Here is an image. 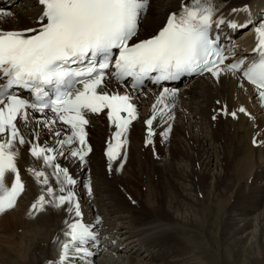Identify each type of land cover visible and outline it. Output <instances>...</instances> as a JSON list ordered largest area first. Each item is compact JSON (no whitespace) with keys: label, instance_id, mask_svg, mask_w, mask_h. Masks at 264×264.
Here are the masks:
<instances>
[{"label":"bare ground","instance_id":"obj_1","mask_svg":"<svg viewBox=\"0 0 264 264\" xmlns=\"http://www.w3.org/2000/svg\"><path fill=\"white\" fill-rule=\"evenodd\" d=\"M225 1L224 16L230 12L238 23L249 14L232 10L244 5L254 21L264 15V0ZM179 3L150 0L140 35H150ZM40 7L37 0L0 1V28L35 27ZM233 36L242 43L238 53L252 56L253 26ZM244 84L239 87L228 73L218 80L209 74L191 80L174 100L171 133L148 146L143 121L158 93L145 92L134 101L140 118L127 134V159L111 169L104 153L110 134L106 116L89 114L87 163L57 160L77 179L81 209L101 231V245L91 249L95 256L88 264H264V143L253 144L257 132L264 141V105ZM225 106L236 118L219 111ZM241 106L250 116L238 111ZM27 147L19 146L16 162L25 190L15 207L0 213V264L56 262L64 240L63 208L31 210L41 187L25 170L41 164ZM12 179L6 174L5 183L10 186ZM50 183L55 187L51 177Z\"/></svg>","mask_w":264,"mask_h":264},{"label":"snow or ice","instance_id":"obj_2","mask_svg":"<svg viewBox=\"0 0 264 264\" xmlns=\"http://www.w3.org/2000/svg\"><path fill=\"white\" fill-rule=\"evenodd\" d=\"M37 3L41 9L35 27L0 28V213L15 207L25 190L16 160L19 146L27 145L28 153L41 164L39 170H25L41 187L31 210L43 211L45 205H52L65 213L60 256L49 264H88L98 236L81 211L77 179L57 160L75 158L87 163L85 157L92 152L89 114L104 113L109 121L105 155L111 169L114 162L127 159V134L140 118L134 101L146 94L148 84L159 91L143 121L146 146L154 144V137L166 140L171 133L174 103L170 101L178 89L170 87V82L205 74L218 80L228 73L239 87L245 81L253 86L264 105V15L254 21L247 5L233 9L249 14L241 24L218 15L216 0H180L150 35L142 36L149 0ZM250 24L257 59L246 64L243 57L225 64L228 57L220 43L223 26L247 29ZM219 111L237 116L226 106ZM238 111L250 116L243 106ZM259 134L253 137L254 146L264 143L257 140ZM42 135L48 139L41 141ZM8 173L13 175L10 186L5 183Z\"/></svg>","mask_w":264,"mask_h":264},{"label":"rangeland","instance_id":"obj_3","mask_svg":"<svg viewBox=\"0 0 264 264\" xmlns=\"http://www.w3.org/2000/svg\"><path fill=\"white\" fill-rule=\"evenodd\" d=\"M181 237H182V236H181ZM184 237H185V238H184L185 241H187V237L190 238V236H187V235H186V236L184 235ZM217 238H218V237H217ZM232 264H235V263H232Z\"/></svg>","mask_w":264,"mask_h":264}]
</instances>
